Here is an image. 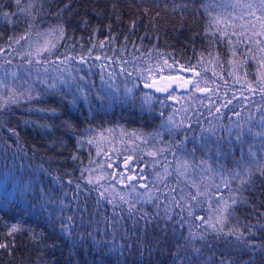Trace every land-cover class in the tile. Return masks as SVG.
Returning a JSON list of instances; mask_svg holds the SVG:
<instances>
[{"label":"trees","instance_id":"obj_1","mask_svg":"<svg viewBox=\"0 0 264 264\" xmlns=\"http://www.w3.org/2000/svg\"><path fill=\"white\" fill-rule=\"evenodd\" d=\"M248 2L250 0H239L240 4ZM234 4L236 0H20L17 5L16 0H0V47H5V53H0V62L12 61L11 64H4L0 75L16 71L21 77L15 82L18 90L31 86L33 96L31 101L22 100L18 105L0 110V203L15 201L0 209V242H7L11 248V251L0 249V264H220L221 259H230L232 264H246L250 257L252 264H264V254L253 255L236 248L223 237L217 239L214 233H210L206 241H193L196 247L202 249L199 255L193 254L192 246L185 239L189 234V224L195 228L200 223L195 217L209 215L210 202L207 197L201 198V206L194 207L193 216L189 217L187 207L195 204L189 193L196 192L189 181L199 183L203 178L201 191L212 184H220L221 174L228 175L230 171L237 170V161L242 155L241 145L235 140L231 146L224 143L223 154L217 156L216 137H209L208 147H202L203 141L195 139L200 135L201 124L208 127L209 120L218 123L208 115L207 100L201 103L198 99L193 103L188 100L185 90L178 89L175 95L183 97V100H169L164 108L154 100L149 111L148 106L143 104V93L152 92L156 97L166 94L156 92L154 88H144L139 77H135L138 87L134 90V98L126 97L125 88L131 86L132 78H128L126 72L121 74L122 66L133 71L134 67L146 69L150 65L155 67L157 63L162 65L163 54L170 64L175 61L174 69H165L163 76L179 74L189 77L193 74L182 71L180 65H196V71L208 81L207 84L202 82L201 87L213 89L216 92L213 99L219 104L224 103L225 98L232 99L236 95L237 99L229 106L231 111L222 110L219 123L225 128L230 120L236 121L233 112H241L242 117H247L249 112H257L255 104L261 101L260 95L250 97V103L244 105L239 93L243 91L244 95H248L245 79L255 82L258 74L264 72L259 65L260 55L264 53L256 59L248 54V48H252L253 53L258 52L255 41H264V37L253 36V29L248 27L245 35L251 42H237L243 37L232 33L244 32L241 26L246 25V21L248 25L255 23L256 31L260 30V24L255 17L244 15L249 10L234 7ZM203 5L208 6L207 12ZM5 12L12 23L3 16ZM208 12L212 15L209 16ZM214 20L220 23L217 25ZM133 21L136 22L134 27ZM29 24L33 25L31 30ZM58 25L64 28L63 38L59 37L58 31L44 35ZM216 28L226 31L228 36L221 38ZM25 32H30L29 39L21 41L20 45H13L12 49L6 47L9 37L14 40ZM38 32L42 34L39 38L36 36ZM106 37L110 39L106 40ZM45 38L56 43L52 53L29 57L27 52H35L33 45L42 46ZM229 40L233 43L230 44ZM100 41H105L104 48L100 47ZM90 48L93 51L88 62L81 63L80 57L86 56ZM209 53L213 62L209 60ZM201 54L203 62L198 63ZM65 56L73 58L69 64L62 63ZM96 56L101 59L96 60ZM217 56L218 59H215ZM148 57L151 59H145ZM28 59L32 60L31 64L26 63ZM37 59L47 60L48 63L37 65ZM125 60L128 63L122 65ZM101 64L108 65L104 71L106 78L109 71L116 73L109 81L113 85L110 90H106L101 81ZM213 72L218 75L214 76ZM143 75L147 77L148 73L145 71ZM69 76L75 77V83L84 87L88 94V101L81 99L75 110L70 109L62 98L61 93L66 94V89L59 84L60 77L68 79ZM237 77L241 80L240 84L235 83ZM41 80L46 82L40 83ZM213 80L215 83H212ZM53 83H57L60 92L49 87ZM4 94L7 95L6 92ZM194 95L199 98L202 94L195 92ZM185 105L191 115L182 110ZM38 109L57 111L52 113ZM177 109L181 111L177 113ZM173 113L175 120L184 119L186 125L189 121L192 123L190 128L174 130V135L170 137L162 124ZM65 120H71L74 128L65 127ZM89 128L94 133L85 131ZM134 130L144 135L161 132V136L153 141L157 149L184 140L188 135L189 139L185 141L187 154L165 152L153 158L146 155V150L137 149L133 153L130 141ZM101 133L106 139H99ZM93 134L97 136V144L89 145L87 137ZM217 135L224 136L226 133L219 128ZM81 136L85 139L78 147L77 140ZM246 139L248 143H253L258 155H264L260 152L261 138ZM248 143L243 145L245 154ZM98 146L102 149L99 156ZM73 155L78 158L73 160ZM128 156L139 158L130 162L131 167L126 170L124 161ZM180 156L192 164L186 177L178 178L176 161ZM201 159L208 161L212 172L206 171L205 166L199 163ZM90 160L93 161L91 164ZM108 164L113 167L108 168ZM98 165H102L108 173L124 172L126 183L115 185L121 194L135 195L127 186V177L140 174L143 179L134 181L137 191L145 193L147 190L140 185L146 184L155 193V202L138 204L131 216L127 204L118 202L114 207L105 200L98 206V193L90 190L92 186L81 179L82 169H85L84 177L90 174L88 169L95 170L93 175L100 174ZM165 168L172 175L158 180L157 175L162 176ZM21 175L25 180L32 175L37 177L34 191L24 193L15 187V177ZM55 177H59V183L54 180ZM69 179L72 184L67 182ZM76 183L82 185L81 190L76 189ZM237 183L236 180L231 181L232 189L237 188ZM211 190L213 194L216 191L214 188ZM219 190L228 195L227 189ZM181 195L185 199L180 201L181 207H176L175 201ZM242 196L247 202L235 206L228 226L237 221L251 224L255 227V235L250 238L262 243L264 229L259 228V224H264V216L261 215L264 213V176L254 174L253 183L244 185ZM44 199L50 203L41 208ZM215 200L213 195V208ZM169 207L171 212H167ZM145 212L152 218L147 226L139 219ZM60 213L62 216L58 218ZM69 215L74 217L75 224L71 238L60 232L62 217ZM169 215L171 220L167 218ZM134 220L138 223L134 224ZM185 220L189 223H183ZM18 221L24 230L14 237L6 236L8 226ZM33 232L39 234L38 239L30 238ZM88 233L95 235L97 240L131 247H125L123 255L119 252L114 254L94 244L91 237H87L86 242L73 245V240L79 241L82 235L87 236ZM178 244L183 246L179 257L176 256Z\"/></svg>","mask_w":264,"mask_h":264},{"label":"snow or ice","instance_id":"obj_2","mask_svg":"<svg viewBox=\"0 0 264 264\" xmlns=\"http://www.w3.org/2000/svg\"><path fill=\"white\" fill-rule=\"evenodd\" d=\"M17 5L20 4V0H16ZM205 8V11H208V6L203 5ZM240 6L243 9H247L249 11H246L244 15L249 17H255V20L260 24V30L256 31V24L253 23L251 25H248V22L246 21V25H242L241 27L244 28V32L236 33L233 32L232 35H235L237 37H243V40H238L237 42H243V43H250L249 37L245 35V33L248 31V27H251L253 29L252 35L253 36H261L264 37V0H250V2L246 4H240L239 0H236V4L233 5ZM67 7V5L65 6ZM20 11L24 12L25 9H20ZM208 15L211 16L212 13L208 12ZM3 16L5 18L9 19V22L12 23L9 14L7 12L3 13ZM243 18V17H241ZM215 24H219V20L213 21ZM135 21L132 22V26H135ZM29 30L32 29L33 25L29 24ZM56 31L59 32V37L63 38L64 36V28L62 25H58L56 29H51L48 31V33L44 34L52 35ZM215 31L219 32V36L221 38H225L228 36V33L224 30H221L219 28H216ZM42 34L36 33V36L39 38ZM30 38V32H25L24 35L16 38L13 40L12 37H9V43L6 47L9 49L13 48V45H20L21 41H24L26 39ZM106 40H109L110 38H105ZM229 43L232 44L233 42L229 40ZM255 44L258 47V52L253 53L252 48H248V54L251 56L252 59H256L258 55L261 53H264V41H261L257 39L255 41ZM106 46L105 41H100V47L104 48ZM33 47L36 48L35 52L29 51L27 52V55L29 57L36 56V57H42L43 54H51L53 49L56 48V43L51 42L47 38L44 39L43 45H33ZM95 45H93V48ZM93 49L90 48L88 50V54L86 56H81L80 60L81 63H87L89 57L91 56ZM233 55H236L235 49L232 50ZM0 53H5V47H0ZM21 55H24V53H21ZM169 56L171 54H168ZM161 58L163 59V64L157 63L155 67L149 66L148 68H133V71H128L126 67H121V74L127 73L128 78H132V84L131 86H127L125 88V96L134 98V90L138 87L135 77H139V79L143 82V86L146 89H155L156 92L159 93H165L166 95L163 97H156L153 95L152 92H144L143 93V104L148 106V110H152V103L154 100L158 101L161 108H164L166 106L167 101H176V100H183V97H177L175 95V92L178 89H183L188 93V100L195 103L198 99L203 103L204 100H207V107L209 109L208 115L210 117H214V119L218 122L216 124L213 123L212 120H209L208 127H205L203 124H201V132L198 137H195V139L199 141H203L202 147H208L209 146V137H216V155L220 156L222 155V144L227 143L229 146L232 145L233 140H235L236 143L241 145V152L242 155L237 161L238 167L235 171H230L228 175L221 174V182L220 184H212L210 187H205L204 191H201V183H203V178L201 179V182H196L194 180H190L189 183L191 184L192 188L196 189L195 194L189 193L190 199L192 202H195L194 205H189L187 207L188 216H193V209L194 207H199L202 204L201 198L207 197V199L210 201L208 204L209 208V215L204 216H197L195 217L196 220L200 221V223L195 225V228L189 224V234L188 237L185 239L187 240L188 244L192 246V252L195 255H199L202 251L200 247H196L193 241L200 240V241H206L208 238V235L210 233H214L217 239H220L223 237L225 240H229L236 248H239L241 250H246L253 255L256 254H264V242L257 243L255 240L251 239L250 237L255 235V227L251 224H242L241 222L237 221V223L232 224V226H228L231 223V218L234 216L235 213V206L240 203H246V198L242 196L244 185L253 183V177L254 174H259L260 176H264V155H258L257 151L253 148V143H248L247 137H259L261 138L260 143V152L264 153V72H261L257 76V80L255 82L248 81L245 79L244 84L246 85L248 95H244V92L241 91L239 93V98L243 100L244 105H247L250 103V97H254L255 95L259 94L261 97V101L259 103L255 104V107L257 109V112H249L247 117H242L241 112H233V115L237 118L236 121H231L228 127H224L222 123H219L221 120L222 110L228 109L231 111V108L229 106L233 105L234 100L237 99L236 95L233 96L232 99L225 98V102L222 104H219L217 100L213 99V96L216 94V92L208 87H201V83L207 84L208 81L206 78L202 76L201 72L196 71V65H192L191 67H188L186 65H180V68L184 72H191L193 75L189 77H185L182 75H168L163 76L165 69H174L175 61H173L172 64L169 63L168 59L163 58V54H161ZM73 59L70 56H65L62 63L69 64L70 60ZM100 56H96V60H100ZM107 59V57H105ZM134 59H137L134 57ZM145 59H151V57L145 58ZM218 59V56L215 58ZM247 59V57L245 58ZM209 60L210 62H213L212 54L209 53ZM41 62L48 63L47 60H41L37 59L36 63L39 65ZM203 62V54H201V60L198 61V63ZM11 64L12 61L9 59L4 62H0V70L4 68V64ZM26 63L31 64L32 60L28 59ZM122 65H126L128 63L127 60L121 62ZM234 63V62H233ZM259 65L260 68H264V55H260L259 59ZM95 67V65H92ZM101 81L104 85H106V90H110L113 88V85L109 83L110 80H112L116 73L114 71H109L107 73V78L104 75V71L108 68L107 64H101ZM67 70V69H66ZM47 71V69L45 70ZM147 72L148 75L145 77L143 75L144 72ZM233 73H229V75H232ZM213 75H218L217 73L213 72ZM9 76L11 77V80H9ZM156 77H159L157 79ZM21 77L16 71H12L9 73H3L0 75V110H7L12 105H18L20 101L22 100H28L31 101L33 99L32 88L29 86L27 89L20 91L18 90V86L15 84L16 81L20 80ZM81 80H84V77H80ZM223 79V77H221ZM151 81V82H148ZM46 81L41 80L40 83H45ZM26 83V81H25ZM212 83H215L213 80ZM235 83L240 84L241 80L239 77L236 78ZM59 84L64 86V89H66V94L61 93L62 98L65 100V102L68 104L70 109L75 110L77 107L78 102L82 99L85 102L88 101V94L84 87L80 86L79 84L75 83V77L69 76L68 79H64L63 77L59 78ZM50 88L56 89L58 92H60V89L57 85V83H53L49 85ZM75 89V90H73ZM7 93L5 95L4 93ZM195 92L201 93V97H196L194 95ZM70 97V98H69ZM243 107V105H242ZM215 109L213 112L212 109ZM185 113L191 115L189 113V108L187 105L182 109ZM37 111H50L52 113H56V109H38ZM181 109H177L176 112H180ZM199 115V113H196ZM174 115L170 114L167 118V121L162 124V127L164 130L168 131L169 136L172 137L174 135V130L178 129H185L190 128L192 121H189L188 124H185L184 119H181L179 121L174 119ZM161 116H163V112H161ZM64 126L73 129L74 125L72 124L71 120H65ZM47 127V125H44ZM219 128H223L226 135L224 136H218L217 130ZM10 132H14L13 129H9ZM86 132H93L94 130L89 128L85 130ZM111 131V130H107ZM161 136V132H156L154 134H148L144 135L143 133H138L137 131H133L131 133V137L133 139L130 141L131 143V150L133 153L137 151V149H140L141 151L146 150V155L149 157L156 158L158 156H162L165 154V152H172L174 154L181 153V154H187L186 144L185 141L189 139L188 135H185L184 140H177L174 144L170 143L165 148H159L157 149L156 144L153 143L158 137ZM85 139L84 136H81L77 140V146H81L82 141ZM99 139L103 140L106 139V137L103 136V133L100 134ZM136 141H139V143H136ZM87 143L89 145L97 144V136L93 134L92 136L87 137ZM245 143H248V150L247 153H244L243 145ZM143 146V147H142ZM195 149H193V152ZM102 149L98 146L97 147V155H101ZM106 155V154H105ZM78 157L76 155H73L72 159L75 160ZM139 157L134 156H128L125 161V168L126 170L131 167L130 162L134 161V159H138ZM93 161H89L91 164ZM158 162V161H157ZM177 168H176V175L178 178L186 177L189 169L191 168L192 162L188 159H184L183 156H180L177 158ZM201 165L205 166V170L208 172H212L211 165L208 164V161L205 159H201L199 162ZM98 167L101 168L100 174L93 175L92 173L95 172L94 169H88L89 175L87 177L83 176V172L85 169H82V175L81 179H85L87 182V185L92 186L90 190L96 191L98 193L97 198V205L99 206L102 201H107L108 204L113 205L114 207L117 206L118 202L119 204H127L128 205V213L131 216L137 209L138 204L142 203H154V196L155 193L152 191L151 188H148L146 184H141V188H145L147 191L145 193H141L137 191L136 184L134 181L141 180L143 177L138 174L134 173L133 175H129L127 177V186L131 189L132 194H121L120 192H117L115 185L116 184H124L125 181V174L124 172L117 173L113 171L112 173H108L103 170L102 165H98ZM112 164H108V168H112ZM172 175L171 172L168 171L167 168L164 170V174L157 175L158 180H163L164 177ZM16 183L15 187L19 189L20 191L24 193H29L35 190L36 185L38 183V179L35 175L29 176L27 180L24 179L23 175L15 177ZM54 180L59 183V177H55ZM236 180L237 188L234 190L231 187V181ZM108 182V185L105 186V182ZM69 184H72L73 181L69 179L67 181ZM179 183V180L177 181ZM216 189L215 193L213 194L211 189ZM224 188L227 189L228 195L225 196L219 189ZM76 189L81 190L82 185L80 183H76ZM42 197H43V190H41ZM213 195L216 197L215 200V208H213L211 201L213 200ZM78 198V197H77ZM185 199L184 195L180 196L179 200L175 201L176 207H181L180 201H183ZM173 200H175V197H173ZM14 200H6L4 203H0V209H2L5 204H14ZM50 203L49 200L44 199L43 203L41 204V208L47 207V205ZM62 207H64L62 205ZM159 207V205H157ZM167 212H171V208L169 207L167 209ZM262 216H264V213H261ZM62 216V213L58 214V218ZM169 220H171V216L169 215L167 217ZM140 220L145 221V225L151 223V219L149 217L148 213H143L139 217ZM138 223V221L134 220V224ZM183 223H189L187 220L183 221ZM183 226V224H181ZM75 227L74 224V217L69 216H63L61 219V227L60 232L64 234L66 237L71 238L72 237V230ZM259 228L264 229V224H259ZM196 229H199V231H196ZM244 229H247L246 231ZM23 225L21 222L12 223L8 226L7 232L5 233L8 237H14V235L18 232L23 231ZM39 234L37 233H30V238L32 240L38 239ZM87 237H91L94 244L101 248H107L109 252L111 253H117L119 252L120 255H123L125 247L130 248L131 245H125V244H116L114 241H104V240H97L95 235L92 233H88L87 236H81L79 241L73 240V245L76 243H83L86 242ZM14 246V241H13ZM183 246L177 245V252L176 256L179 257V252ZM0 249H8L11 251V248L7 242H0ZM181 260H183V257H180ZM190 259V257H189ZM220 264H232V261L221 259ZM246 264H252V258L250 257L249 260L246 262Z\"/></svg>","mask_w":264,"mask_h":264}]
</instances>
